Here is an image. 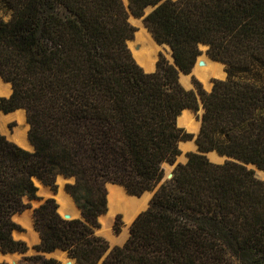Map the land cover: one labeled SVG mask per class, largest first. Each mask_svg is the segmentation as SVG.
<instances>
[{"label":"trees","instance_id":"trees-1","mask_svg":"<svg viewBox=\"0 0 264 264\" xmlns=\"http://www.w3.org/2000/svg\"><path fill=\"white\" fill-rule=\"evenodd\" d=\"M124 1L0 0V76L13 89L0 111H26L35 147L0 131V252L29 251L15 216L40 200L36 180L57 192L62 175L82 219H65L54 198L36 208L33 264H64L46 256L58 250L79 264H264V180L248 167L264 171V0H129L136 18L157 7L144 24L172 49L175 64L160 54L154 73L129 47L138 30ZM202 45L227 66L211 92L180 77ZM202 108L198 152L166 180L195 138L180 116ZM109 183L157 190L122 246L97 234Z\"/></svg>","mask_w":264,"mask_h":264},{"label":"bare ground","instance_id":"bare-ground-1","mask_svg":"<svg viewBox=\"0 0 264 264\" xmlns=\"http://www.w3.org/2000/svg\"><path fill=\"white\" fill-rule=\"evenodd\" d=\"M128 4V0H126ZM133 20L136 21V25L139 28L138 32L136 33V37L134 40L129 42V47L134 55L136 61L147 71L152 72L156 69V61L158 60V52L161 49L156 41L154 40L152 34L148 31L145 27L142 20H138L135 17H131ZM201 48H208L207 46L202 45ZM195 75L204 83L207 88H211L212 86V78L217 76H222L224 74L223 65L211 59L208 55H202L199 57L198 62L194 68ZM181 77H190V75L181 74ZM12 93V86L11 84H6L0 77V97L1 96H9ZM25 110H18L12 114H3L1 113L0 116V127L4 129L8 125L10 121L16 119L19 122L20 127L15 131L14 134H10V140L21 146L26 150H33L32 143L28 138V134H26V122H25ZM184 122V125L188 128L200 129L199 121L195 120L192 111L186 110L183 112V115L180 118V121ZM28 125V124H27ZM5 131V130H4ZM5 133V132H4ZM180 147L184 151L192 150L197 148V144L195 142H181ZM212 160H223L222 157L216 152H212L208 155ZM260 172H264L259 170ZM60 183L62 186L66 181L65 178L59 177ZM73 181V180H72ZM36 185L42 186V183L36 180ZM124 194H121V193ZM42 195L45 194L50 196L48 189L42 188L41 191ZM151 197V193H147L143 198H138L134 196H130L127 194L126 190L122 186L118 185H110L109 186V212L100 218L104 225L103 233L105 234L107 231V224L109 223V219L111 217V213L116 211H122L125 214L126 220L129 224H131L136 216L146 208L148 201ZM58 203L60 204V213L62 216H69L72 218H77L80 215V210L76 207L75 203L70 194H68L65 190H61L59 196L57 197ZM121 204L122 206L119 207L117 204ZM18 217L15 216V220ZM20 222L24 223L27 227H30V219L29 214H25L22 218L19 219ZM17 232H15V235ZM36 235V234H35ZM109 237V235L106 233ZM31 242H34V237L32 235L28 236ZM111 240L116 241L120 240L121 238H117L114 234H111L109 237ZM1 256L6 257L0 253ZM9 256V255H8ZM11 256V255H10ZM15 257V256H11ZM58 257L65 263V264H73L72 261H69L66 257V254L62 252H58ZM2 257H0V260ZM11 264L14 263L13 259H8Z\"/></svg>","mask_w":264,"mask_h":264},{"label":"rangeland","instance_id":"rangeland-1","mask_svg":"<svg viewBox=\"0 0 264 264\" xmlns=\"http://www.w3.org/2000/svg\"><path fill=\"white\" fill-rule=\"evenodd\" d=\"M124 1V0H123ZM125 3V1H124ZM126 6H128V4L125 3ZM151 9H148L147 10V13L150 12ZM138 20H142V22L144 23V20L142 18H136ZM130 22L132 23V25L134 27L137 28V30H139V28L137 27L136 25V21L133 20V18H130ZM149 31V30H148ZM138 32V31H137ZM203 54L202 55H208V48H201ZM160 54H163L170 62L173 63V58H172V52L170 50V48H168L167 46H164V45H161V49L159 50L158 52V57H157V61H156V69H157V63L160 59ZM209 56V55H208ZM210 57V56H209ZM212 59V58H211ZM217 62V61H216ZM220 63V62H218ZM222 64V63H220ZM223 65V69H224V74L222 76H217V77H214L212 78L211 82H212V86L211 88H207L204 83L195 75L194 73V70L192 71L190 75V77H181V81L183 83V86L188 89V90H194L196 89V82H199L202 84V86L204 87V89L208 92H211L213 90V87H214V84H215V81L217 80H226L227 77H228V73H227V66L225 64H222ZM156 69L154 71H156ZM154 71L152 72H148V73H153ZM8 96H1L0 97V100L2 98H7ZM1 111H0V116H1ZM4 114V113H3ZM192 114L194 115V118L195 120L199 121L200 123V129L198 131V127L197 129H193V128H188L184 125V122L180 121V124H181V128L185 129L188 133L190 134H193L195 136V138L192 140V142H195L196 143V138L197 136L199 135L200 133V130H201V117L203 115V112L202 110H200L198 113L196 112H192ZM10 115V114H9ZM25 122H26V134H28V138H29V131H30V125L28 124V120H27V113L25 115ZM28 124V125H27ZM20 127L19 125V122L16 120V119H13L12 121H10L8 123V125L6 127H4V129H2V127H0V131L2 134H4L8 139H10V134H14L15 131ZM5 130V131H4ZM5 132V133H4ZM30 140V139H29ZM188 142H191V141H188ZM15 143V142H14ZM181 148V147H180ZM197 150L196 149H192V150H188V151H184L182 148H181V151H182V155L178 158V161H177V164L179 163H187L188 161V154L189 153H192V152H195ZM29 151H33V150H29ZM210 158V157H209ZM211 159V158H210ZM212 160V159H211ZM214 163H223V160H212ZM164 169H165V172H166V180H170L169 178V175L173 173L174 169H175V165L172 166L170 164H165L164 165ZM255 173H256V176L261 179V180H264V172H260L258 169H254L252 168ZM42 183V182H41ZM70 182H67L65 181L64 182V187L66 188L67 184H69ZM57 185H58V192L61 191L64 187L62 186V184L60 183V180L58 178V181H57ZM38 187V186H37ZM39 192H38V197L40 198V200H35V201H30L29 199H25V203L26 204H30L31 208L27 209L24 213H21V214H17L16 216L18 217L15 222L17 224H19L22 228V231H18L17 234L15 235V238L17 240H22L24 242H26L29 246V251L26 253V254H20V253H15V254H4L2 252V254L4 255H7L6 257H3L0 255V257H2V259L0 260V264H11L10 261L8 260L9 258L10 259H13L14 260V263L13 264H33L32 262H30L29 260H27L28 257H32V256H35L37 255V252L35 250V246L40 244V235L39 233L35 230V226H34V210L36 208H38L46 199H49V198H54L53 197V190L51 189V187H48V186H45L43 183H42V186H39ZM42 188H45V189H48L49 190V193H51L50 196H47L45 194L42 195L41 191H42ZM121 193V192H120ZM121 194H124V193H121ZM146 195V194H145ZM145 195H143L142 197L140 198H143ZM153 194L151 193V197L148 201V204L146 206V208H144L142 211H140V213L138 215H140L142 212L146 211L148 208H149V205H150V201L152 200L153 198ZM134 197H137V196H134ZM56 200V198H54ZM73 199V198H72ZM57 201V200H56ZM74 202V200H73ZM119 207H121L122 205L121 204H117ZM25 214H29V219L31 221L30 223V227H27L24 223L20 222L19 219L22 218ZM138 215L136 216V218L138 217ZM118 216H121V232L120 234H116L115 232V223H116V218ZM135 218V219H136ZM134 222V221H133ZM133 222L131 224H129L126 220V217H125V214L122 212V211H116V212H113L111 213V217L109 219V223L107 224V231L106 233L109 235V237L111 236V234H114L117 238H121L120 240H117L116 241H113L111 240L107 235L106 233L104 234L103 233V230H104V225L102 223V221H100V224H101V227L99 228V231L97 232V234L99 236H102L104 237L105 239H107L110 243V245L112 247H115V246H122L126 243V241L128 240L129 238V234H130V227L131 225L133 224ZM36 234V235H35ZM32 235L34 237V242H31L29 240V237ZM9 255V256H8ZM15 256L14 258L11 257V256ZM48 258H56L58 259L59 261H61L63 263V261L58 257V252H56L52 257L46 255Z\"/></svg>","mask_w":264,"mask_h":264},{"label":"water","instance_id":"water-1","mask_svg":"<svg viewBox=\"0 0 264 264\" xmlns=\"http://www.w3.org/2000/svg\"><path fill=\"white\" fill-rule=\"evenodd\" d=\"M164 1H166V0H164ZM163 1V2H164ZM129 5H130V1L128 0V10L130 11V9H129ZM157 7H150L149 9H151V11L150 12H148L147 13V11H146V16H148L152 11H154L155 9H156ZM130 14H131V17H135L132 13H131V11H130ZM145 16V17H146ZM145 17L144 18H142L143 20L145 19ZM136 18V17H135ZM145 25V24H144ZM146 27V26H145ZM136 37V36H135ZM155 40V39H154ZM157 43V42H156ZM159 46H161L159 43H157ZM164 46H167V45H164ZM204 46H206V45H204ZM167 47H169V46H167ZM208 47V46H207ZM170 48V47H169ZM208 49H209V47H208ZM170 50H171V52H172V49L170 48ZM172 58H173V56H172ZM173 63L175 64V61H174V58H173ZM155 72V71H154ZM153 72V73H154ZM148 73V72H147ZM181 74H184V73H182L181 72ZM1 77V76H0ZM1 79L3 80V78L1 77ZM3 82L4 83H6L4 80H3ZM202 110V112L204 113V109L202 108L201 109ZM190 111H192V110H190ZM193 112V111H192ZM182 116V115H181ZM180 116V117H181ZM179 121V120H178ZM179 125V124H178ZM180 127V126H179ZM181 128V127H180ZM33 146V145H32ZM32 152H35V147L33 146V151ZM196 152H198V149H197V151ZM220 157H222V159H223V163H220V164H224L226 161H233V159L232 158H230V157H228V156H221L220 155ZM188 160H189V157H188ZM188 162V161H187ZM180 164V163H179ZM178 164L176 163L175 164V168H176V166H177ZM248 167L250 168V169H252V168H254V169H258V167L256 166V165H248ZM258 170H260V169H258ZM60 177H63V178H65V180L67 181V182H70V183H74L75 182V179L74 178H72V179H69V178H66L65 176H60ZM173 177H174V175H173V173L172 174H170L169 175V178H170V180L171 179H173ZM72 180H73V182H72ZM39 181V180H38ZM110 185H114V184H112V183H109L108 185H107V189H108V193H109V186ZM119 186V185H118ZM63 187H64V185H63ZM123 187V186H122ZM125 190H126V188L125 187H123ZM63 190H65L66 192H67V190H66V188L64 187L63 188ZM157 191V190H156ZM156 191H154V192H147V193H152L153 195H155V193H156ZM53 192V197L54 198H56V200H57V197L59 196V194H60V192L61 191H52ZM126 192H127V194H129L128 193V191L126 190ZM68 193V192H67ZM146 193V194H147ZM69 194V193H68ZM130 195V194H129ZM131 196V195H130ZM72 197V196H71ZM138 198H140V197H138ZM57 203H58V200H57ZM75 203V202H74ZM59 204V203H58ZM76 205V204H75ZM76 207H77V205H76ZM60 208H61V206H60V204H59V212H60ZM78 208V207H77ZM79 209V208H78ZM80 210V209H79ZM61 214V213H60ZM62 215V214H61ZM105 216V215H104ZM64 217V216H63ZM65 219H67V220H72V219H82V213H81V210H80V215L77 217V218H72V217H69V216H65L64 217ZM99 231V229H97V232ZM18 232V231H17ZM56 252H62V253H64V254H66V257H67V259L69 260V261H72L73 262V264H79L78 263V261H77V259H74V258H71L70 256H69V253L68 252H66V251H63V250H58V251H56ZM56 252H54V253H51V254H46V255H48V256H50V257H52ZM64 263V262H63ZM65 264V263H64Z\"/></svg>","mask_w":264,"mask_h":264},{"label":"crops","instance_id":"crops-1","mask_svg":"<svg viewBox=\"0 0 264 264\" xmlns=\"http://www.w3.org/2000/svg\"><path fill=\"white\" fill-rule=\"evenodd\" d=\"M6 84H7V83H6ZM12 93H13V89H12ZM12 93H11V95H12ZM11 95H10V96H11ZM7 98H9V96H8ZM4 114H5V113H4ZM9 140H10V139H9ZM10 141H11V140H10ZM12 142H13V141H12ZM197 149H198V146H197ZM28 151H29V150H28ZM196 151H197V150H196ZM196 151H195V152H196ZM216 153H217V152H216Z\"/></svg>","mask_w":264,"mask_h":264}]
</instances>
